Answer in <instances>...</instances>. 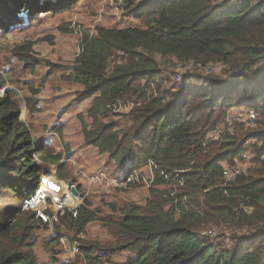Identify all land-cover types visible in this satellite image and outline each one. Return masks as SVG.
<instances>
[{
    "label": "trees",
    "instance_id": "16d2710c",
    "mask_svg": "<svg viewBox=\"0 0 264 264\" xmlns=\"http://www.w3.org/2000/svg\"><path fill=\"white\" fill-rule=\"evenodd\" d=\"M79 1L0 0V30L18 25L22 15L55 13ZM124 5L140 24L83 32L62 77L77 86V101H90L85 115L91 124L83 113L76 116L80 145L105 154L119 179L121 172L126 178L152 162L149 193L155 201L145 212L121 207L117 218L109 217L112 243L70 239L77 244L76 261L118 264L112 256L126 251L133 256L123 264H264V0H125ZM11 55L25 68L38 64L30 41ZM165 58L177 67L190 66L176 84L160 68ZM209 67L221 69L222 76L216 70L204 74ZM9 69L0 66V89L13 79ZM28 92L24 106L30 114L38 111V89ZM12 95L8 87L0 96V264H39L33 231L49 226L23 209V202L47 175L42 164H57V172L64 164L21 119ZM128 102V112H113ZM248 110L256 113L253 121L242 120ZM234 169L239 174L225 180L222 172ZM90 207L84 201L66 211L50 228V243L63 237L61 226L84 234L99 220ZM116 208L111 204L112 212ZM211 227L220 229L205 235ZM226 230L225 247L216 241Z\"/></svg>",
    "mask_w": 264,
    "mask_h": 264
},
{
    "label": "rangeland",
    "instance_id": "374dc122",
    "mask_svg": "<svg viewBox=\"0 0 264 264\" xmlns=\"http://www.w3.org/2000/svg\"><path fill=\"white\" fill-rule=\"evenodd\" d=\"M124 2L125 0H80L70 8L55 13L43 11L33 18L22 15L18 25L7 32L0 30V66L10 68L8 73L13 78L11 81L8 80V86L0 89V96L5 95L6 88H12L16 93L12 95L13 99L22 109L21 119L31 124L35 136L44 138V143L61 156L59 163L64 164L58 172L57 164H42V171L48 173L40 178L39 188L43 189L46 195L44 194V204L42 200L39 204L42 206V214L49 219L45 222L49 228L44 230L37 226L33 231L35 235L33 250L39 264H79L75 258L76 243L70 239L112 243L115 240L106 230L109 217L117 218L118 209L121 207H135L140 212H145L149 202L155 201L154 196L149 193L151 185L134 183L125 189L114 186L111 180L116 177L112 175L117 173L113 172L114 168L111 162L108 163L107 156L99 155L90 146L80 145V124L76 116L79 112L85 115L90 101H77L79 98L77 86L66 82L62 77L69 72L66 68L72 65L79 52L83 32L91 34L96 27L121 29L140 24L137 18L126 12ZM27 41L32 44L33 57L38 61L34 69L23 67L22 63L11 55L12 49ZM45 62L62 69L50 71V66H45ZM160 65V68L167 69L163 74L165 78L171 76L173 84L179 81L177 75L182 76L190 70L188 65L177 67L178 65L169 58L161 60ZM209 69H212V73L216 70L212 67ZM216 72L214 73L222 76L221 69H217ZM174 86L166 85L165 88ZM30 88L38 89L36 98L39 99V103L36 107L38 111L29 114L25 109L24 100L28 97ZM130 108L128 102L126 105L117 106L113 112L126 113ZM110 119L115 120L116 117L110 116ZM85 120L87 124H91V119L86 115ZM140 171L145 175L149 173L147 165L140 168ZM123 174L124 172H121L118 177H122ZM72 187L77 190L79 196L72 195ZM64 199L66 204L72 205L71 209L61 207L60 203ZM84 201L98 213L99 220L87 225L84 234L77 236L70 232L67 226H61L64 235L59 238L57 244L52 245L50 238L54 235L50 228L59 223V218L64 217L66 211L72 212ZM159 202L161 203V200ZM39 204L29 207V210H36L37 215ZM111 204L117 207L115 212L110 210ZM54 214L56 220H52ZM75 214L73 212L74 217ZM218 229L211 227L209 230H214L216 234ZM227 231L226 237L216 241L225 247L229 244L230 231ZM132 256L129 252L122 251L114 254L112 261L123 264Z\"/></svg>",
    "mask_w": 264,
    "mask_h": 264
},
{
    "label": "built area",
    "instance_id": "2783aa9c",
    "mask_svg": "<svg viewBox=\"0 0 264 264\" xmlns=\"http://www.w3.org/2000/svg\"><path fill=\"white\" fill-rule=\"evenodd\" d=\"M211 71H212V69H209V68L206 69L207 73H211ZM177 79L178 80L180 79V75H177ZM255 118H256V113L253 110H248L245 113V116L242 117V120L253 121ZM210 138L214 140V139L217 138V136L216 135H211ZM243 158H246V156H243ZM147 167H148V170H149V173H148L149 177H148V174H146V175L142 174L140 169L136 170V168H134V169L131 170V173L126 178H124V177H121V179L113 178V180H111V181H112V183H114V186H118L120 188H126L127 186H129L131 184H134V183H144L146 186L147 185H152L153 180H154V176H153V171L152 170L154 168L156 169V167L150 161L147 163ZM222 173H223L224 179L225 180H229L231 177H233L235 175H238L239 174V170L238 169H234V170H231V171L225 170ZM44 194L46 195L45 191L43 189L38 188V190L28 200H26L24 202L23 209L29 210V207H32L33 205H38L41 200L43 201L42 204H44V202H45ZM65 202H66V199L63 202L60 203L61 207H63L64 209H66V207H65L66 203ZM41 208H42V206L40 205V209H38L37 215L40 218H42V220L44 222H46L49 219L48 218L46 219L45 216L42 214ZM74 210H75V208L73 209V211ZM52 220H56V214H54L52 216ZM205 235L213 236L214 232L212 230H207L205 232ZM74 245H75L74 250H75V254H76L77 251H78L77 244H74Z\"/></svg>",
    "mask_w": 264,
    "mask_h": 264
},
{
    "label": "water",
    "instance_id": "95a60500",
    "mask_svg": "<svg viewBox=\"0 0 264 264\" xmlns=\"http://www.w3.org/2000/svg\"><path fill=\"white\" fill-rule=\"evenodd\" d=\"M71 193H72V195H73L74 197L79 196L77 190L74 189L73 187L71 188ZM65 207H66L67 209H71V208H72V205H70V204H66Z\"/></svg>",
    "mask_w": 264,
    "mask_h": 264
},
{
    "label": "snow or ice",
    "instance_id": "6c2138e0",
    "mask_svg": "<svg viewBox=\"0 0 264 264\" xmlns=\"http://www.w3.org/2000/svg\"><path fill=\"white\" fill-rule=\"evenodd\" d=\"M54 190H56V189H55V186H54Z\"/></svg>",
    "mask_w": 264,
    "mask_h": 264
},
{
    "label": "bare ground",
    "instance_id": "6f19581e",
    "mask_svg": "<svg viewBox=\"0 0 264 264\" xmlns=\"http://www.w3.org/2000/svg\"><path fill=\"white\" fill-rule=\"evenodd\" d=\"M65 200V199H64Z\"/></svg>",
    "mask_w": 264,
    "mask_h": 264
}]
</instances>
